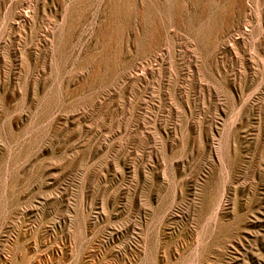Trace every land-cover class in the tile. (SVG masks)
Segmentation results:
<instances>
[{"label":"rangeland","instance_id":"374dc122","mask_svg":"<svg viewBox=\"0 0 264 264\" xmlns=\"http://www.w3.org/2000/svg\"><path fill=\"white\" fill-rule=\"evenodd\" d=\"M0 264H264V0H0Z\"/></svg>","mask_w":264,"mask_h":264}]
</instances>
